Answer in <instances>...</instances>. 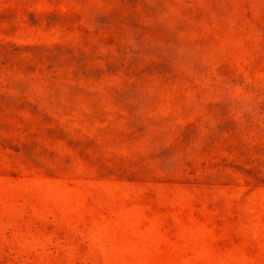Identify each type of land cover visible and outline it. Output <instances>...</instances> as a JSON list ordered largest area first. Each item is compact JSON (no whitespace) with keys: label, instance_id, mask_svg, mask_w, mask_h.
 <instances>
[{"label":"rangeland","instance_id":"374dc122","mask_svg":"<svg viewBox=\"0 0 264 264\" xmlns=\"http://www.w3.org/2000/svg\"><path fill=\"white\" fill-rule=\"evenodd\" d=\"M0 264H264V0H0Z\"/></svg>","mask_w":264,"mask_h":264}]
</instances>
